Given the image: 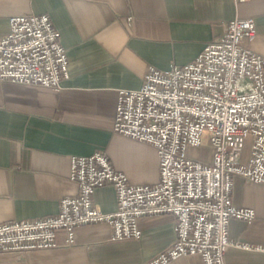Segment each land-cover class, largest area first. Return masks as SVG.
<instances>
[{"label": "crops", "instance_id": "crops-1", "mask_svg": "<svg viewBox=\"0 0 264 264\" xmlns=\"http://www.w3.org/2000/svg\"><path fill=\"white\" fill-rule=\"evenodd\" d=\"M28 14L50 16L70 76L59 91L0 82V223L59 213L62 199L78 192L72 157L104 151L132 184L159 182L156 150L112 131L119 91L140 89L150 67L191 63L236 18L255 20L250 45L264 56V0H0V38L11 17ZM250 147L247 140L243 163ZM232 199L256 217L232 219L229 237L264 245V185L237 178ZM94 202L105 213L116 211L114 187L98 188ZM139 226V240L120 242L112 241L107 224L81 226L74 246L59 234L57 248L0 256V264H149L176 240L171 215L143 218ZM170 264L204 261L194 255ZM225 264H264V254L233 249Z\"/></svg>", "mask_w": 264, "mask_h": 264}, {"label": "built area", "instance_id": "built-area-1", "mask_svg": "<svg viewBox=\"0 0 264 264\" xmlns=\"http://www.w3.org/2000/svg\"><path fill=\"white\" fill-rule=\"evenodd\" d=\"M255 36L253 18L228 21L191 63L150 67L140 89L119 91L112 131L156 150L158 183L132 184L104 151L72 157L77 194L62 199L55 215L0 223V256L57 248L59 234L74 246L77 228L92 224H107L112 241L139 240L140 220L163 215L174 218L176 240L149 264L194 255L204 264H225L233 249L264 254V245L234 241L228 230L232 219L256 217L234 205L236 179L264 185V56L250 45ZM69 76L67 51L50 16L11 17L0 38V82L59 91ZM247 140L250 156L243 163ZM205 146L211 162L189 155ZM108 185L117 195L112 213L94 202L95 191Z\"/></svg>", "mask_w": 264, "mask_h": 264}, {"label": "rangeland", "instance_id": "rangeland-1", "mask_svg": "<svg viewBox=\"0 0 264 264\" xmlns=\"http://www.w3.org/2000/svg\"><path fill=\"white\" fill-rule=\"evenodd\" d=\"M189 155L196 159H200L203 161H210L212 159L213 152L211 148L205 146L202 148L190 149Z\"/></svg>", "mask_w": 264, "mask_h": 264}]
</instances>
